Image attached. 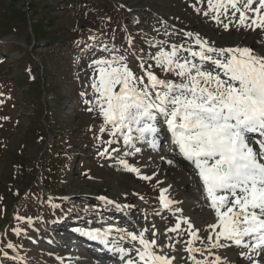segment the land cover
<instances>
[{"label": "rangeland", "instance_id": "rangeland-1", "mask_svg": "<svg viewBox=\"0 0 264 264\" xmlns=\"http://www.w3.org/2000/svg\"><path fill=\"white\" fill-rule=\"evenodd\" d=\"M81 1L85 3L0 0V264H91L70 259L74 245H66L64 238L60 242L62 228L55 227L82 230L81 223L90 227L94 220L115 219L118 213L110 207L116 205L129 215L140 212L125 229H148L150 236L154 231L159 244L175 235L165 233L181 214L164 209L159 197L174 186L175 192L167 195L176 203L186 192L185 181L171 176L169 180L154 160L140 172L150 180L119 164L121 158L133 167L144 162L139 153L124 156L131 150L122 139L109 146L107 141L114 138L100 131L103 118L96 110L88 111L92 105L85 101L94 99V60L124 57L140 73L141 59L154 65L150 55L159 50L169 51L173 44L189 47V32L209 44L229 35L240 37L244 47L264 54V30L235 24L225 30L226 17L217 24L214 13L204 15L207 0ZM180 56L189 53L181 51ZM152 70L161 79L180 82L174 74ZM161 128L166 130V125ZM166 145L159 150L168 153ZM105 148L109 153L100 156ZM65 216L74 221L67 223ZM186 227L181 225L182 241ZM8 243L14 249L7 248ZM223 250L212 252L223 260L234 254ZM239 260L224 261L251 264Z\"/></svg>", "mask_w": 264, "mask_h": 264}, {"label": "snow or ice", "instance_id": "snow-or-ice-1", "mask_svg": "<svg viewBox=\"0 0 264 264\" xmlns=\"http://www.w3.org/2000/svg\"><path fill=\"white\" fill-rule=\"evenodd\" d=\"M207 4L204 15L214 13L212 19L217 24L222 23L221 16L228 17L229 9L233 10L229 23L223 25L225 30L229 24L264 30V0H207ZM187 36L194 39L195 50L183 44H173L169 51L161 49L150 55L154 65L141 59L140 73L134 72L124 57L97 59L90 65L95 66L91 83L94 99L85 103L92 105L88 111L96 110L103 118L100 131L107 130L114 138L107 144L111 146L122 139L132 150L125 151L124 156L140 152L137 144H147L156 151L160 148L161 124L166 125L171 143L194 166L204 198L215 216L204 230L207 235L201 237L196 222L181 215L165 233H175V237L167 236L175 243L165 244L158 243L154 231L151 237L146 236L148 229H77L119 254L123 264H226L212 250L231 245L248 250L240 253L248 259L252 258L249 252L264 254V139L258 140L256 147L249 135L264 136V54L250 47L217 48L199 34L189 32ZM181 51L188 52L189 57H181ZM153 67L174 74L180 82L161 79ZM108 153L105 148L99 154ZM167 163L175 166L172 159ZM119 164L141 179H151L123 158ZM167 192L164 189L159 197L164 209L174 203ZM99 199L113 203L105 197ZM182 224L187 226L190 237L183 241L176 239L184 235L180 231ZM113 232L120 234L119 240L112 239ZM125 240L131 247L121 245L120 241ZM14 247L7 244L9 249Z\"/></svg>", "mask_w": 264, "mask_h": 264}, {"label": "bare ground", "instance_id": "bare-ground-1", "mask_svg": "<svg viewBox=\"0 0 264 264\" xmlns=\"http://www.w3.org/2000/svg\"><path fill=\"white\" fill-rule=\"evenodd\" d=\"M255 6V5H254ZM232 11L233 10H231V9H229V12H228V17H226L227 19H228V21H229V17H231V13H232ZM236 16H237V18H238V16L239 15H237L236 14ZM222 18H224L225 19V16H222ZM232 26H233V24H232ZM247 30V29H246ZM187 39V38H186ZM217 43H219V45H220V47H236V46H242V47H244L246 44H245V42H244V39H242V38H236V37H232V36H227V37H225L224 39H222V40H220V42L219 41H214V42H211V45H213L214 47H216V45L215 44H217ZM187 45H189V46H192L193 47V49L195 50L196 48H197V46L195 45V43H194V39H189L188 40V42H187ZM179 82V81H178ZM252 134H257V133H252ZM173 145V144H172ZM254 146H256V147H258V145H256V144H254ZM137 147H139L140 149H141V151L140 152H136L137 154L139 153V155H140V159H141V161L142 162H144V163H141L140 165H138V166H136V168H138L139 169V172H141V171H144L145 169H147V163L148 162H152L153 160L155 161V166H161L162 168H164L166 171H167V174H166V177H169L168 179L169 180H172L171 178H170V176L171 177H174V178H179V177H181V175L177 172V170H176V168H175V166H172V165H169L168 163H167V160L168 159H170V157L168 156V155H166V154H164L163 152H162V150H156V151H154V150H152L147 144H137ZM160 149V148H159ZM131 150V149H130ZM132 151V150H131ZM162 157H163V159H162ZM199 177V176H198ZM180 179V178H179ZM181 180H183V178L181 177ZM194 180H196L195 178H194ZM184 182V181H183ZM173 184V183H172ZM175 185V184H174ZM185 190H186V192H185V194L180 198V200L179 201H177L176 203H173L172 205H171V208H170V210H172V211H175V212H177V213H179V214H181V215H184V216H187L189 219H192V220H194L195 222H196V225H197V227H199L200 229H201V231L199 232V235L201 236V237H203V236H205V235H207V232H205L204 230L207 228V224L208 223H210V222H214L215 221V216H214V213H212V211H211V209L208 207V201H206L205 199H203L201 196L199 197L198 195H197V192H195L193 189H192V186L190 185V184H188V182H186V184H185ZM166 189H168V192L166 193V195L168 194V193H173V192H175L174 191V186H168ZM199 190H201V189H199ZM168 196V198H169V195H167ZM110 208H112L113 210V212L114 213H118L117 215H114L113 217L115 218V219H117V220H121V221H124V220H126V219H124V215H123V212H125V211H121V210H118L119 208H117V207H110ZM178 209H181V210H183V212H181V211H178ZM200 209H203V212H201L200 211ZM104 212H107V211H104ZM109 212V211H108ZM100 222V221H99ZM99 222L98 221H92L91 223H92V225L90 226V227H85V229H84V231H88V230H95V229H97L96 227H101V224H99ZM96 226V227H95ZM94 228V229H93ZM58 229H60V228H58ZM65 229H67V228H65ZM140 230H142V229H138L137 231H135V232H138V231H140ZM62 231V230H61ZM173 234H175V233H173ZM119 233H116V232H113L112 233V237L114 236V237H116V238H118L119 237ZM146 236H149V237H151L150 235H147V233H146ZM171 236H173V235H171ZM174 236H176V234L174 235ZM173 236V237H174ZM184 236V235H183ZM180 239H181V237H179ZM178 238V239H179ZM188 238H190V237H188L187 236V234H186V236H185V239L184 240H186V239H188ZM112 239H114V238H112ZM176 239H177V237H176ZM183 239V238H182ZM166 242L165 243H169V242H171V243H175V241L174 240H172V241H168L167 239L165 240ZM123 242V244H124V246L125 247H127V246H130L131 244H129V243H127V240H125V241H122ZM164 243V244H165ZM227 243H229L230 245H231V242H227ZM200 244H199V242L197 241V243H196V246H199ZM73 247V246H72ZM91 247H94V246H91ZM177 247L179 248V247H182V244H177ZM234 247H235V249H234ZM223 251H224V253L223 254H225V251L226 252H232V253H234L232 256H230V257H225V259L224 260H233V259H238V258H240V260L239 261H246V260H248V261H250L251 262V264H264V260H262V259H260V258H258L257 257V255H256V253H252V252H249V255L252 257L251 259H248L247 257H244V256H242V255H240V253L242 252V251H248V250H244V249H239L238 248V250H236L237 249V247L235 246V245H231L230 247H227V248H221ZM165 251H167V249H165ZM218 251V250H217ZM221 252V251H220ZM222 253V252H221ZM107 254H112L111 252L109 253H107ZM71 258L70 259H73L74 261H76V260H79V257H80V255L76 252V251H73L72 253H71ZM183 255L186 257L187 256V254L186 253H183ZM229 255V254H228ZM118 259V261L117 262H121V263H123V261H121V259L118 257L117 258ZM116 259V260H117ZM230 262V261H229ZM247 262V261H246ZM79 264V263H78ZM174 264H175V262H174ZM230 264H232L231 262H230ZM250 264V263H249Z\"/></svg>", "mask_w": 264, "mask_h": 264}, {"label": "trees", "instance_id": "trees-1", "mask_svg": "<svg viewBox=\"0 0 264 264\" xmlns=\"http://www.w3.org/2000/svg\"><path fill=\"white\" fill-rule=\"evenodd\" d=\"M80 3H85V1H81V0H80Z\"/></svg>", "mask_w": 264, "mask_h": 264}]
</instances>
